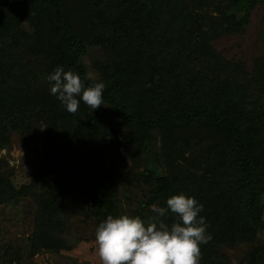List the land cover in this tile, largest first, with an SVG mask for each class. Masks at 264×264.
<instances>
[{
  "label": "trees",
  "instance_id": "16d2710c",
  "mask_svg": "<svg viewBox=\"0 0 264 264\" xmlns=\"http://www.w3.org/2000/svg\"><path fill=\"white\" fill-rule=\"evenodd\" d=\"M257 1L0 0V150L12 134L38 124L44 133L40 168L28 184L16 187L0 158V204L34 205L31 256L42 251V236L63 237L74 193L88 198L82 214L97 225L118 215L126 170L127 185L148 187L134 216L150 220L153 204L179 192L204 205L211 239L200 245L199 264H224V249L257 241L264 54L248 69L213 45L244 31ZM89 49L96 55L90 67ZM58 65L86 86L102 80L104 104L93 110L80 100L75 113L67 111L46 80ZM151 137L159 145L148 168ZM1 237L0 263H20V248ZM263 256L264 244L253 247L246 264Z\"/></svg>",
  "mask_w": 264,
  "mask_h": 264
},
{
  "label": "rangeland",
  "instance_id": "374dc122",
  "mask_svg": "<svg viewBox=\"0 0 264 264\" xmlns=\"http://www.w3.org/2000/svg\"><path fill=\"white\" fill-rule=\"evenodd\" d=\"M248 20L244 31L224 35L214 41L213 45L228 56L242 59L247 68L251 69L254 59L264 54V5L259 0ZM89 51L92 55L88 52L85 58L88 67L91 66L92 58L96 56L92 49ZM42 128L38 124L34 129L36 131L32 133L21 136L12 134L10 147L0 150V158L4 161L2 166L12 168L10 179L16 187L28 184L40 168L44 141ZM158 145L159 141H154L152 137L147 143L149 157L146 165L148 168H153L154 151ZM130 177L131 174L126 170L119 179L121 187L118 215L134 216L133 210L137 207V201L148 194V187L145 185L138 187L127 185ZM24 204L26 203L18 201L0 204L1 239L5 243H12L19 247L23 253L22 260L16 264H101L95 243V229L98 225L93 218H85L82 214L89 205L86 196L80 193L72 194L68 205L69 220L63 237L42 236V251L32 256L29 254V243L35 209L32 204ZM260 244H264V231L259 233L257 241L252 244H241L232 249H224L223 253L227 259L224 260V264H246L248 252ZM259 264H264V256Z\"/></svg>",
  "mask_w": 264,
  "mask_h": 264
},
{
  "label": "clouds",
  "instance_id": "9594fccd",
  "mask_svg": "<svg viewBox=\"0 0 264 264\" xmlns=\"http://www.w3.org/2000/svg\"><path fill=\"white\" fill-rule=\"evenodd\" d=\"M91 78V77H89ZM46 80L50 93L75 113L80 100L93 110L103 105L106 85L98 80L86 86L80 75L58 65ZM204 205L184 192L169 195L163 206L153 204L150 220L128 214L108 215L95 229L101 264H199L200 245L211 239ZM174 221L165 222L168 214Z\"/></svg>",
  "mask_w": 264,
  "mask_h": 264
}]
</instances>
